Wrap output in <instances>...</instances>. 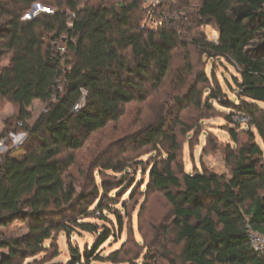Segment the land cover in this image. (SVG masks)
<instances>
[{"label":"trees","instance_id":"1","mask_svg":"<svg viewBox=\"0 0 264 264\" xmlns=\"http://www.w3.org/2000/svg\"><path fill=\"white\" fill-rule=\"evenodd\" d=\"M82 1L0 0V96L17 104L20 116L30 93L45 104L40 117L25 128V156L6 154L0 161V229L17 220L29 229L0 242L8 249L0 264H24L43 250L55 230L73 225L96 230L91 222L66 216L74 211L77 190L66 179L74 154L70 161L62 155L78 151L93 133L118 120L124 106L137 100V85L163 82L180 45L174 19L157 27L146 26V21L135 25V10L142 9L136 1L110 6L106 12L89 3L81 9ZM39 2L51 5L54 14L24 19ZM144 13L147 17L148 9ZM198 13L203 23L216 24L220 36L217 43L197 38L194 44L238 68L239 114L254 112L256 102L264 103V0H199ZM53 41L67 47L66 61ZM6 53L9 64L2 66ZM202 77L206 80V74ZM192 95L191 86L188 97ZM83 97L80 109L74 110ZM210 97L222 101L217 94ZM253 121L264 141V116ZM179 124L178 118L175 124L160 122L144 138L145 144L169 145L168 159L152 167L150 180L160 190L178 189L166 195L174 207L183 264H264L250 241V230L264 234V149L254 139L239 147L229 178L212 172L179 176L173 170L181 148ZM106 169L123 172L126 167L111 163ZM97 209L104 210L102 202ZM74 257L72 264L82 259Z\"/></svg>","mask_w":264,"mask_h":264},{"label":"rangeland","instance_id":"2","mask_svg":"<svg viewBox=\"0 0 264 264\" xmlns=\"http://www.w3.org/2000/svg\"><path fill=\"white\" fill-rule=\"evenodd\" d=\"M134 1L142 8L135 10L134 24H143L144 10L156 0H83L79 7L85 8L89 3L106 12L110 6ZM160 2L156 17L174 19L180 41L173 51L168 76L159 84L151 80L137 85V100L124 106L118 120L93 133L78 151L62 155L67 161L74 154L66 179L77 190L74 211H68L66 216L77 222H91L96 230L86 231L76 225L55 230L44 241L43 250L28 257L24 264H72L77 254L82 258L78 264H183V244L177 241L174 207L166 195L176 194L178 189L160 190L152 187L150 180L152 167L168 159L169 145L165 141L145 144L147 129L160 122L175 124L176 118L180 120L176 134L181 148L173 165L179 176L212 172L229 178L239 147L254 139L264 149L253 121L264 116V103L256 102L251 107L254 112L241 111L248 116L247 123H233L242 101L235 84V79L240 78L238 68L194 44L197 38L216 43V24L203 23L198 13L199 0ZM9 57V53L2 56V66L9 64ZM203 74L206 80H201ZM18 82L23 85L21 80ZM191 86L194 95L188 97ZM211 94H217L222 101ZM23 108L25 115L20 116L19 106L0 96V161L6 154L18 159L25 156V128L40 117L45 104L36 93H30ZM111 163L126 169H106ZM100 202L104 205L102 212L97 209ZM28 230L26 222L17 220L0 229V242L20 237ZM106 233L109 236L103 240ZM258 252L264 256V247ZM7 253L8 249L0 247V258Z\"/></svg>","mask_w":264,"mask_h":264},{"label":"built area","instance_id":"3","mask_svg":"<svg viewBox=\"0 0 264 264\" xmlns=\"http://www.w3.org/2000/svg\"><path fill=\"white\" fill-rule=\"evenodd\" d=\"M160 1L161 0H156V4H153L150 8H148L146 22L150 27H157V26L163 25L164 20L158 19L155 14L156 7L161 4ZM54 12L55 11L51 8H47L43 6L42 4L35 3L33 8L24 16V19L26 20L34 19L42 13L54 14ZM71 25H72V22H68V26H71ZM219 36L220 35L217 32L214 34V38H216L217 40L216 43L219 40ZM53 44L56 45L57 50L60 52L62 61H66L65 53L67 51V47L61 42L57 43L56 41H53ZM84 94H86L85 91H84ZM83 102H84V97L81 99L80 102H78L74 106V110H79ZM248 120H249L248 116H245L244 114H236L233 116V123H247ZM250 241H251V245L254 248V250L260 251L264 247L263 246L264 245V234L250 230Z\"/></svg>","mask_w":264,"mask_h":264}]
</instances>
